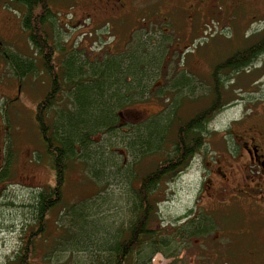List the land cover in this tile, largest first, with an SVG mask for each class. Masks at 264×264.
I'll return each mask as SVG.
<instances>
[{
  "label": "trees",
  "instance_id": "16d2710c",
  "mask_svg": "<svg viewBox=\"0 0 264 264\" xmlns=\"http://www.w3.org/2000/svg\"><path fill=\"white\" fill-rule=\"evenodd\" d=\"M50 2L11 0L24 9L21 27L31 47L24 57V75H37L40 67L50 79L49 90L36 107L35 121L54 183L31 193L23 205L33 229L7 264H31L39 240L47 244L48 258L68 249L82 256L77 264H152L160 253L174 257L171 264H176L177 251L184 248L181 242L194 237L197 228L172 223L178 227L173 226V232L161 228L162 186L184 174L204 148L206 135L221 112L209 104L211 93L216 102L224 100L227 85L241 72L250 74L247 66L255 57H247L245 63V57L236 53L223 61L213 71L214 88L207 107L183 120L178 117L180 107L192 102L199 89L189 72L180 69L166 86H156L158 78L153 81L152 72L159 71L160 56L143 51L145 42L132 41L127 51L107 54L102 61L87 59L74 49L68 51L58 43L59 21ZM12 64L17 68L16 61ZM149 102L163 110L125 121L128 114L138 113L139 106ZM147 158H154L153 168L139 177L137 166ZM74 170L86 174L97 190L64 207L53 234L57 236L50 241L46 236L49 215L63 203L67 178ZM112 181L126 206L115 213L123 219L110 225L102 212L112 198L101 193H106ZM102 186L106 189L100 193Z\"/></svg>",
  "mask_w": 264,
  "mask_h": 264
},
{
  "label": "rangeland",
  "instance_id": "374dc122",
  "mask_svg": "<svg viewBox=\"0 0 264 264\" xmlns=\"http://www.w3.org/2000/svg\"><path fill=\"white\" fill-rule=\"evenodd\" d=\"M90 1L51 0L50 5L59 21L56 26L59 45H66L68 51L74 49L76 53H81L87 59L102 61L107 54H119L127 51L133 45L132 41H137L138 44L145 42V48L143 45L140 46L141 49L144 48L143 51L147 50L151 55L160 56L156 63L159 71L153 70L152 72L153 81L158 78L156 86H166L168 80L181 69L184 73L189 72L193 77V82L199 87L195 97L190 96L194 97L193 101L179 109L178 117L183 120L189 119L207 107L210 98L209 93L214 88V83L211 82L212 64L222 63L226 59L223 57L231 52L230 49L240 47L248 30V21L240 11L231 12L226 7H219L214 21L203 28L204 33L201 38L196 39L193 33L191 37H188L189 28H186L185 34L181 33L180 36H177L176 32H183L187 22L176 16H171L167 22H164L161 16L166 14L168 7L164 6L163 0H126L128 7L122 18L117 21L110 18L106 12L93 13V18L89 19L85 15V8ZM230 12L235 16L225 23L224 16L229 15ZM255 13L264 17V2ZM1 17L3 16L0 12V31L5 34V38L13 40L9 39L10 37L6 35L5 31H2ZM150 21L154 23H150ZM259 26L262 27L260 23L252 25L249 32L257 31ZM167 31L172 32V34ZM165 36H168L169 40ZM150 38L151 40L148 41L147 39ZM20 43L25 46V55L29 56L27 52L31 47L27 38L22 37ZM162 55H164L163 58H161ZM56 65H58V61H56ZM155 72L158 73L154 74ZM252 72L248 75L241 72L236 78H233L234 82L227 85V90L224 93L225 100L242 97L241 88L248 86L246 82L252 80ZM49 85L50 79L39 67L37 75L26 77L20 102L0 101V118L8 129L6 132L8 136H11L13 145V151H11L13 152V161L10 168L11 180L0 190V264H7L9 258L23 244V239L30 235L33 229L30 214L25 211L23 205L27 203L31 193L47 188L54 183V173L47 159L35 121L36 107L49 90ZM212 95L213 93H211ZM242 106L243 104L224 113L212 125V128L221 129L225 127L230 119L239 115ZM162 110L163 107L158 103L149 102L139 106L138 113L128 114L125 121L127 123L133 122L138 120L140 115L150 116ZM212 137H208L207 140L211 141L214 139ZM198 158L197 161H193L184 174L162 186V193L165 196L161 198L159 203L160 222H162L161 228L166 227L169 232L178 228L174 225L179 226L177 220L183 217L187 209L193 206L201 188L203 182L202 166ZM130 161L132 162V160ZM153 163L154 158H147L138 165L136 169L138 176H143L152 170ZM21 175L26 178V187L16 185L17 177ZM111 183V186L107 187L106 193H101L105 192L106 186L99 188L101 196L105 194L106 197L110 195L112 198L102 212L104 222L108 221L110 225L123 219L116 217L115 213L118 207L126 206L125 201H122L123 198L120 199L122 193L119 187H115L113 181ZM96 190L97 187L86 174L79 172V170L69 172L64 191V201L49 215L46 236L51 237L50 241L57 236L53 234L56 233L58 228L56 222L64 207L94 195ZM10 204L12 205L10 206ZM229 217L226 218L228 222L225 221L224 229L227 231V237L232 238L233 235L229 233L235 231L237 225L240 232L244 223H233L231 222L233 219ZM59 234L60 232H58ZM209 239L212 240V237ZM179 240L181 241V238ZM179 240L178 242H180ZM175 242L177 243V241ZM184 242L187 245V264H192L191 260L194 257L197 259L200 256H205L204 252L210 254L209 250L212 248L210 244H198L193 237L184 240ZM184 242H181V245ZM46 245L41 240L36 242L35 253L31 256V264H77L76 261L82 258L80 254H72L68 249H60L54 255L55 258L52 256L48 258ZM183 252V249L180 251L179 248L176 260ZM220 252L221 256H227L228 250L221 248ZM173 258H167L160 253L154 256L152 264H171L175 261ZM176 264L182 263L179 261ZM199 264H213V262L212 259L201 258Z\"/></svg>",
  "mask_w": 264,
  "mask_h": 264
},
{
  "label": "flooded vegetation",
  "instance_id": "af4514ba",
  "mask_svg": "<svg viewBox=\"0 0 264 264\" xmlns=\"http://www.w3.org/2000/svg\"><path fill=\"white\" fill-rule=\"evenodd\" d=\"M262 2L264 0H163L164 6L168 7L166 14L161 16L163 21L167 22L171 16L183 19L187 25L183 32H176L177 36L185 34L186 28H189L188 37L193 33L196 39L201 38L203 28L214 21L219 7H226L231 12L240 11L248 21L246 36L242 45L230 49L231 52L223 59L231 60L239 53L245 57L246 63L247 57H255L254 62L247 66L253 74L252 80L247 81L248 86L241 88L242 100L235 98L230 102L229 99H222L218 103L213 91L209 103L214 110L221 108L216 122L227 111L241 104L243 106L239 115L230 119L225 127H213L206 135L214 139L210 141L206 138L208 142L199 154L203 179L201 188L193 206L177 220L179 225L197 228L193 237L196 243L210 244L212 247L210 254L204 252L205 256L194 257L192 264H199L201 258L212 259L213 264H264V17L255 13ZM127 7L126 0H91L85 8V15L92 19L93 13L106 12L117 21ZM0 12L3 16L1 30L9 39H13L8 40L0 31V101L20 102L26 80L22 69L25 46L20 43V39L25 37L21 27L24 9L15 7L11 0H0ZM231 12L224 16L225 23L234 18L235 14ZM256 23L262 27L249 32ZM14 61L17 68L12 64ZM221 64H212L211 74ZM6 130L0 118V190L11 180L13 161L11 136ZM25 179L22 175L17 177L16 185L26 187ZM228 217L233 219V223H244L240 232L237 225L235 231L229 233L233 235L232 238L227 237L224 229ZM183 245L184 252L178 262L187 264L186 242ZM221 248H227V256L220 255Z\"/></svg>",
  "mask_w": 264,
  "mask_h": 264
}]
</instances>
